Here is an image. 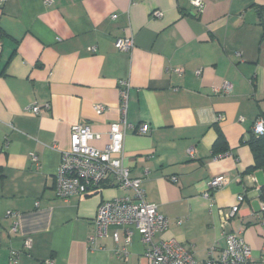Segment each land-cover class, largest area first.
I'll list each match as a JSON object with an SVG mask.
<instances>
[{
  "label": "crops",
  "instance_id": "obj_1",
  "mask_svg": "<svg viewBox=\"0 0 264 264\" xmlns=\"http://www.w3.org/2000/svg\"><path fill=\"white\" fill-rule=\"evenodd\" d=\"M201 1L198 14L192 0H2L0 264H9L11 250L19 252L16 264H147L134 226L112 225L88 243L99 202L130 192L107 185L80 198L55 193L71 126L88 124L100 135L90 145L107 144L110 124L121 118V80L129 83L125 119L148 127L146 134L126 130L123 163L169 219L153 239L185 243L201 263L234 230L260 254L264 166L246 172L253 154L245 141L255 120H264V0ZM124 37L133 38L129 51L114 45ZM226 82L229 93L220 89ZM219 135L231 153L216 158ZM218 175L229 182L211 205L203 193ZM241 194L222 226L219 211Z\"/></svg>",
  "mask_w": 264,
  "mask_h": 264
},
{
  "label": "built area",
  "instance_id": "obj_2",
  "mask_svg": "<svg viewBox=\"0 0 264 264\" xmlns=\"http://www.w3.org/2000/svg\"><path fill=\"white\" fill-rule=\"evenodd\" d=\"M2 0H0L1 4ZM51 0H44L49 4ZM192 5L196 12H202L203 4L201 0H192ZM159 15L160 12H155ZM112 15L111 18H115ZM114 45L118 50L129 51L133 47V38H116ZM94 48H91L93 51ZM180 73L181 69H176ZM129 83L127 80L119 82V97L121 118L118 122L110 124L108 131V142L102 149L90 145V141L99 138V134L92 131L88 124H74L70 128V147L61 153L60 162L56 171L55 193L58 197L68 199L70 197H83L90 193H95L103 186L113 185L122 191L131 193L102 200L97 205L93 218L94 232L88 236V243L93 244L97 237L109 235V228L112 225H120L125 228L134 226L144 247L143 256L147 264H264V244L257 258L252 257V249L240 235V231H224L223 246H212L206 258L199 263L193 254L191 247L185 243H180L173 238L153 239L155 233L165 231L169 226L168 217L158 210L157 206L145 200L142 178H134L130 175V169L123 163V139L126 130L132 129L137 134H146L148 127L144 124L133 126L125 119ZM224 93H229L231 85L224 83L221 88ZM48 108V106H45ZM34 114L39 112L37 105L31 106ZM97 114L102 113V104L94 105ZM222 116L216 117L219 120ZM255 133L264 132V120L258 117L254 124ZM189 154L193 153L190 148ZM229 152L224 155H228ZM223 155L216 156L220 157ZM31 158L35 161L36 156ZM172 182L176 181L171 177ZM229 182L226 175L215 176L209 181L207 190L203 196L213 203V192L222 188ZM238 203L228 208L220 210L219 214L222 226L227 227L229 219L233 217L239 204L244 201L243 195H238ZM258 222L264 224V197L259 202ZM10 215V212H7ZM127 229L128 239H131V231ZM16 231V225L10 227V232ZM115 243L118 241L116 233L112 234ZM29 242L27 240L26 245ZM118 256H125V248H116ZM19 252L10 251L9 264H16Z\"/></svg>",
  "mask_w": 264,
  "mask_h": 264
},
{
  "label": "trees",
  "instance_id": "obj_3",
  "mask_svg": "<svg viewBox=\"0 0 264 264\" xmlns=\"http://www.w3.org/2000/svg\"><path fill=\"white\" fill-rule=\"evenodd\" d=\"M223 142L224 139L222 138V135H219V137L214 143V146L222 145ZM245 142L249 144L253 154V164L247 168L246 172L264 166V132L261 134L255 133L252 126L251 129L248 131V135ZM227 152L231 153L229 150H227V148L222 145L219 152H215L216 155L212 157L224 155Z\"/></svg>",
  "mask_w": 264,
  "mask_h": 264
},
{
  "label": "rangeland",
  "instance_id": "obj_4",
  "mask_svg": "<svg viewBox=\"0 0 264 264\" xmlns=\"http://www.w3.org/2000/svg\"><path fill=\"white\" fill-rule=\"evenodd\" d=\"M263 236H264V235H263ZM252 257H253V258H257V257H258V253L253 252V253H252Z\"/></svg>",
  "mask_w": 264,
  "mask_h": 264
}]
</instances>
